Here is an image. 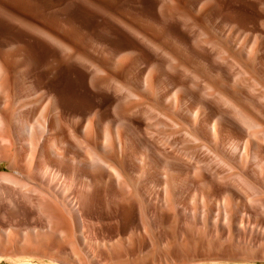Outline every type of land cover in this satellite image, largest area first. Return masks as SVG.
Returning <instances> with one entry per match:
<instances>
[{
	"label": "rangeland",
	"instance_id": "374dc122",
	"mask_svg": "<svg viewBox=\"0 0 264 264\" xmlns=\"http://www.w3.org/2000/svg\"><path fill=\"white\" fill-rule=\"evenodd\" d=\"M262 44L264 0H0V113L5 121L0 138L1 134L8 138L0 140V173L16 176L28 186L22 191L0 182V264H264V223L254 217L261 209L236 207L232 194H222L221 178L203 169L204 179L200 171H194L188 183L180 180L183 185L180 181L171 185V199V195L165 198L161 186L143 192L141 182L149 160L144 157L143 164L139 156L132 160L131 152L125 173L130 189L121 199L107 190V195L104 190L101 193L102 186L95 189L91 211L96 230L87 228L80 236L63 211V201L75 198V191L64 192V178L50 184L34 176L37 140L25 147L27 152L22 151L13 124L20 113L28 114L32 124L40 122L55 101L61 105L55 114L63 115L65 124L76 114L113 113L117 110L113 109V89L122 84L136 98H125L116 112L142 107L157 110L165 120L156 125L143 119V127L153 126L149 130L157 137L176 136L175 162L182 164L180 139L188 130L195 134L203 111H198V121L194 116L191 127L176 110L172 125L159 97L169 90L172 94L180 87L178 82H188L193 74L247 107L239 97L236 100L238 83L233 75L241 67L246 81L264 86ZM177 91L181 95L184 89ZM86 123L82 122L83 127ZM86 140L91 142L92 137ZM191 142L190 149L202 148V142ZM112 150L97 151L120 167ZM239 161L245 164V158ZM257 189L256 198L264 199V190ZM24 193L32 197L31 202L22 197ZM132 205L133 213L127 211ZM48 211L67 218L60 232L57 223L48 226ZM224 213L229 214L227 222Z\"/></svg>",
	"mask_w": 264,
	"mask_h": 264
},
{
	"label": "bare ground",
	"instance_id": "6f19581e",
	"mask_svg": "<svg viewBox=\"0 0 264 264\" xmlns=\"http://www.w3.org/2000/svg\"><path fill=\"white\" fill-rule=\"evenodd\" d=\"M263 45L264 44H262V46ZM196 55L199 56L200 54ZM263 59L264 58H262V60ZM212 60L210 61L212 62ZM229 64L231 65L232 62ZM88 66H90V64ZM176 66H178V64ZM215 67L217 68V66ZM218 67H220V65ZM91 68H93V66H91ZM220 68L218 70H220ZM187 70L185 72H187ZM238 71L239 72H237L236 74L234 72L233 75L234 82H237L238 84L234 83L235 86L232 85L236 88V100L239 97L240 102L242 101L243 103H245L249 109L247 107H242L241 105H239V103H236L233 97L216 91V89L212 88L209 83L203 82L199 77L193 74H191L190 79L188 77V82L185 81L186 79L184 80V78V81L178 82V84H181L178 88L184 89V92L182 91L181 95L179 92L180 90L177 91V86V89L175 88L176 91L172 93L173 95L170 92L171 90H169L166 95L164 94L162 96L161 94H159L161 95L159 97V100L161 102L160 105L162 104V106H165L166 109H168V111L170 112H168L169 114H164V116L167 121L170 122L172 125L174 124L173 114L176 110H178V112H180L181 114V117H183V119L187 123H189L187 124L189 126L192 125L191 123L193 121H196L193 119L194 116L196 117V115L199 113L198 111H203L200 115L199 125H197L199 127L194 129L195 134L193 133L192 135V133L188 130V132L186 131L184 133L183 139H180L182 146L180 147L181 149L179 155H181L180 160L182 164L175 162L176 148L174 149V147L178 145V140L176 141L175 139L176 136L175 138L174 136L160 137L161 135L157 137L158 135L156 136V134L151 132L152 129L149 130L151 127H153L150 125L152 121L156 122V125L160 122H163L164 118H161V114L157 113V110L149 109L148 107H142L140 109L138 108L139 110L131 108V110L129 111L121 110L120 112H116L119 108H121L123 100H126L125 98H136V94L132 93V91H130L129 89H126V87L122 86V84H120L121 86H116L113 89V109H117L113 113H110L109 111L105 110L101 113L95 112L94 114H89V117L88 115L86 117H82L76 114V116H74V118L70 121L69 124H65L63 118L61 117L63 115L60 116V113L58 115L55 114V111H57L59 109L58 107L61 106L58 104L59 102L56 103L55 101V104L52 107V111L46 113L47 116L43 114V119L40 122L36 121L32 124V118H30V116V119L28 118V114L26 115L25 113L26 111L23 112L25 114L22 115L21 113H18L19 115L16 116L13 123L16 131L15 135L17 136V140L19 141V143L22 145V151L24 152H27V149L25 150L26 146L28 147L29 145H32L31 141L37 140L33 144L36 148L35 164L33 165L35 169L34 176H36L41 181H48L50 184H54V182H57V180H62L64 178V181L62 182L64 192L68 190L75 191V198H72L71 196H66L67 199L63 201V211L66 212L65 215L68 214V216L71 218L74 227L77 228V231L80 233V236L84 235V230L87 228V230L89 231L94 230L95 232L96 230L95 227L97 223L94 222V219H96V217L92 214L91 211V206L94 202L93 194L96 191L95 189L99 191L100 186H102L103 189H101V193L104 190V193H106L107 195V191H110L113 194L112 196H114L116 199H121V197H124L122 196V193L129 188L128 178L126 176V171L129 169V167L127 166V160L131 159L128 156L129 152H131L132 160L135 157H140L141 159H139L142 164L144 162V157L149 160L145 168L144 179L141 182V189L142 191L144 190L143 192H145L146 189L149 190V188L153 189L157 188L158 186H161L165 190L164 194L166 196L165 198H167L168 195H171V185H175L180 180H185L188 183L190 177L189 174L191 172H199L201 169H203L204 171H207L208 174L210 173L213 177L221 178L222 194H232L233 197H235V202L237 203L236 207H241L242 205V207L252 208L253 206H255L257 209H261V212H255L254 217H258L257 220H260L258 222L264 223V199L256 198V188L264 190L260 188H264V86H261L260 83L253 80L246 81L245 78L247 73L245 72V70L241 69V67ZM164 72L166 71L164 70ZM171 73L170 75H172ZM174 74H176V72H174ZM93 75H95V73ZM176 75H174V77ZM229 76L231 77V75H229L228 73V77ZM161 78L163 79L162 76ZM175 80L177 81V79ZM171 81L173 80L171 79ZM175 82L174 84H177ZM144 83L146 84L147 81ZM163 83L164 82H162V84ZM110 84L112 83L110 82ZM159 85L161 86V83ZM125 90L128 91L126 92L127 95H125L124 93ZM163 90L165 89L162 88V91ZM111 94L112 92L110 91V95ZM56 100L58 101V99ZM175 103L178 104V106ZM123 109L125 110L124 107ZM250 109H252L254 113H252ZM14 114L16 115L17 113ZM33 114H35V112L32 113V115ZM78 118L80 121L83 120L82 122H87L85 127H83V124L85 123L82 124V122L80 121L79 123L77 122L78 120L76 119ZM196 118L198 121V117ZM143 119H146L148 122H150V124L144 125L145 127H143V124H145H142ZM178 119L180 120V118ZM185 121L184 123H186ZM4 122L5 121L3 120V116H1L0 113V131H3L5 127ZM189 126L185 127L190 129ZM112 127L115 128L114 132L111 130ZM1 135L2 137L0 138V140L6 141L8 139L7 136H5L4 134ZM88 135L92 137L91 142L86 140V137ZM83 138L85 140H83ZM194 140L202 142V148L190 149L188 147V144H190L191 141H193L191 143H195ZM107 147H110V149L112 147V152L117 158H119V161L121 163L120 167L113 166L111 163H109L108 160H106V158H103L101 155L98 154V149H107ZM242 157L245 158V164L243 165L240 163L239 165V160H242ZM161 171H164V175L163 173H161ZM201 172L202 171H200V177H203L204 179L205 177L203 176V174H201ZM162 177L164 178V180ZM210 179H212V177ZM0 182L8 183L13 187L19 188L22 191L24 188L28 187L22 179L16 176H12L10 174L0 173ZM201 182L203 183V181ZM258 183L262 185H259ZM114 184H116L117 186L115 185L116 187L113 188ZM185 186L187 187V185ZM34 190L35 188L33 189V191ZM249 191L251 192V194H248ZM97 194H99V192H97ZM176 195L177 197H179L178 191L176 192ZM23 196L30 202L32 201V197H30L27 193H24L22 197ZM137 196L139 198L140 194H137ZM172 197L173 195H171L169 198L171 199ZM137 201L140 202L139 200ZM133 208L134 207L132 205L129 209H127V211L133 213ZM125 210L126 209L124 205V211ZM255 210L256 209H254V211ZM49 212L50 211L47 212L48 226L51 228L54 224L57 223V230L58 232H60L62 230L61 226L64 225H62V223L64 222V219L67 218H65L63 214H60L61 212L58 215H53L51 214L52 212ZM126 212H124L125 214H123L126 215ZM251 213L249 214L251 215ZM249 214L247 216H249ZM128 215L130 216V213ZM228 219L229 214L224 213L223 221L227 222Z\"/></svg>",
	"mask_w": 264,
	"mask_h": 264
}]
</instances>
